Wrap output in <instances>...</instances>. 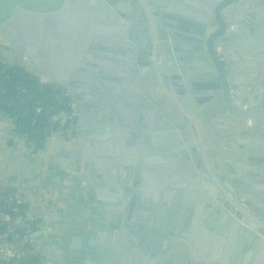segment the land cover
<instances>
[{
	"label": "water",
	"instance_id": "1",
	"mask_svg": "<svg viewBox=\"0 0 264 264\" xmlns=\"http://www.w3.org/2000/svg\"><path fill=\"white\" fill-rule=\"evenodd\" d=\"M200 1L193 42L204 68L196 70L183 69L188 65L179 47L168 43L169 37L180 40L171 32L174 18L164 0H0L6 45L0 59L62 88L74 105L83 189L96 200L110 194L98 232L122 241L130 264H167V236L155 250L140 226L172 234L181 203H188L182 210L209 205L233 241L264 259V178L242 167L234 152L239 120L264 127V95H240L242 87L229 81L238 64L226 54L260 23L236 20L244 0ZM199 77L206 78L204 85ZM71 168L65 174L77 188L80 169ZM217 187L229 198L223 204L213 200ZM153 251L156 257L147 261ZM181 255L170 260L193 264ZM120 263L112 258L110 264Z\"/></svg>",
	"mask_w": 264,
	"mask_h": 264
},
{
	"label": "crops",
	"instance_id": "2",
	"mask_svg": "<svg viewBox=\"0 0 264 264\" xmlns=\"http://www.w3.org/2000/svg\"><path fill=\"white\" fill-rule=\"evenodd\" d=\"M164 1L169 5L168 16L174 18L171 21L173 24L171 32L180 40L178 43L168 36V43L179 47V57L188 65L183 66V69L204 68L201 52L193 42V30L196 25L201 26L195 17L201 1ZM239 3L244 6L236 12V20L245 21L243 25L249 27L260 23L256 31L243 36L244 41L240 46L231 43L226 47V54L238 64L239 71L229 81L231 84L240 85L242 87L240 95L249 98L258 93L264 95V0H244ZM165 32L167 35V31ZM203 79L206 78L199 77L197 83L204 85ZM43 81L46 82L44 79ZM72 106L76 119V109L73 104ZM237 129V138L234 139L236 140L234 145L237 146L234 151L235 157L242 167L258 171L264 178V132L262 131L264 127H254L252 121L247 118L239 120ZM81 146V139L76 131L71 136L60 128L51 133L42 148H37L20 138L13 122L0 113V188L13 190L14 198L25 207L22 213L23 223H20V228H25L24 243L37 251L36 256L42 260V264H110L112 258L118 263L120 261V264H130L125 258L126 247L123 242L117 240L115 243L112 232L106 230L98 232V224H102L103 217L108 213L105 208V198L109 200L110 194L99 193L101 199L94 198L93 188L96 185L97 175L95 170L93 171L95 177L92 185L89 186L94 193L90 192L92 201L87 199L88 205L86 207L81 205V208L76 203L79 201V194H75L74 185L67 179L65 173L72 172V165H78L81 184L85 189L84 172L81 171L84 161L79 155ZM94 148L93 150H96L97 146ZM216 192L219 198L213 199L214 202L223 204L229 199L218 187ZM69 201L80 211H83L84 207L85 217L89 218L85 223L76 221L75 210L73 218H70L68 214L70 210L67 209ZM187 204H180L176 213L177 219L171 228L172 234L166 231L160 235L151 231L149 227L145 229L144 224L140 226L141 230H144L145 240L150 238V245H153L152 248L155 250L160 245L165 246V242H162L163 234L167 236L170 246L164 256L168 259H163L165 263L175 264L170 259L175 255L183 258L181 253L185 252L193 264H206L205 260L209 257H217L220 262L216 264H264V259L249 246H242L238 240L233 241L230 238L231 230L223 226L215 212L211 213L213 208L205 204H189L187 209L183 207L185 210H182L181 207ZM126 222L128 227L133 226L134 222L127 220ZM125 225L123 223L124 227ZM93 231L98 232L95 240L89 239ZM133 249L140 253L138 249ZM32 252L35 254L33 250ZM157 252L153 251L147 261L154 259ZM101 255L107 258L101 260L99 258ZM146 257L149 255L147 254Z\"/></svg>",
	"mask_w": 264,
	"mask_h": 264
},
{
	"label": "trees",
	"instance_id": "3",
	"mask_svg": "<svg viewBox=\"0 0 264 264\" xmlns=\"http://www.w3.org/2000/svg\"><path fill=\"white\" fill-rule=\"evenodd\" d=\"M0 113L9 118L17 132V135L32 143L37 148H42L52 132L62 127H74L75 113L72 103L63 94V89L48 84L43 85L38 78L27 74L16 66H5L0 62ZM68 135H73V132ZM13 190H3L13 199L12 208H18L17 215L9 214L12 220H22L24 206L14 198ZM9 208V209H12ZM4 207H0V234L4 219ZM41 220V219H40ZM39 221V220H38ZM24 231V229L22 230ZM7 241L15 243L16 238L22 237V232L17 229ZM27 252L26 259L21 264H42L40 258L32 253L29 245L23 244ZM16 257L8 260V264H17Z\"/></svg>",
	"mask_w": 264,
	"mask_h": 264
},
{
	"label": "built area",
	"instance_id": "4",
	"mask_svg": "<svg viewBox=\"0 0 264 264\" xmlns=\"http://www.w3.org/2000/svg\"><path fill=\"white\" fill-rule=\"evenodd\" d=\"M39 82L41 83V80H39ZM73 108V106H72ZM74 109V108H73ZM62 131L65 134H71V132L75 131L74 127H62ZM1 191H3V189L0 188V207L3 206L4 207V219H3V224L1 226V234H0V264H8V260L12 257H16L18 263L17 264H21V262H23L24 259H26L27 257V252L29 251V249H26L24 246H22L24 243V239L26 237V235L24 234L25 231H22L23 229L20 228V220H12V217L9 215L14 214L17 215L19 213L18 208H12L11 207V203L13 201V199L9 196H6V194H2ZM12 208V209H9ZM22 224V223H21ZM23 228V227H22ZM17 229H19L22 232V237L21 238L19 236V238H16L15 243H9V241H7V238L9 237L8 233L12 236L14 231H17ZM25 230V228H24ZM35 254L37 255V251L34 250L33 248H31ZM42 262V260H41Z\"/></svg>",
	"mask_w": 264,
	"mask_h": 264
},
{
	"label": "flooded vegetation",
	"instance_id": "5",
	"mask_svg": "<svg viewBox=\"0 0 264 264\" xmlns=\"http://www.w3.org/2000/svg\"><path fill=\"white\" fill-rule=\"evenodd\" d=\"M244 23H246V22H244ZM243 23V24H244ZM248 26V25H247ZM5 46V44H4V41L2 40V39H0V50H2L3 48H5L4 47ZM0 62L3 64V61L0 59ZM10 66H12V65H10ZM19 68V67H18ZM19 69H22V68H19ZM24 70V69H23ZM35 77V76H34ZM36 78H38V77H36ZM38 80H41V84H43V85H46L45 84V82L43 81V79H40V78H38ZM63 94H65L64 92H63ZM66 96V95H65ZM73 188H74V186H73ZM74 192H75V194H79V196H78V202L76 201V203H77V205H78V207H80L81 208V205L82 206H84L85 205V207L88 205V204H86V200L87 199H90L91 201H92V197L89 195V196H87V192L83 189V186H82V184H80L77 188H74ZM68 210H70V212L68 213L69 214V216H71L70 218H73V214H74V210L76 211V213H75V216H76V221L77 222H81V223H85L86 222V220H88L89 218H86L85 217V213H84V207H83V211H80V209H76L74 206V204L73 203H70V201H69V203H68ZM75 208V209H74ZM66 212H67V210H66ZM89 212V211H88ZM91 216V215H90ZM85 218V219H84ZM134 243L137 245L138 244V241L136 240V241H134Z\"/></svg>",
	"mask_w": 264,
	"mask_h": 264
}]
</instances>
